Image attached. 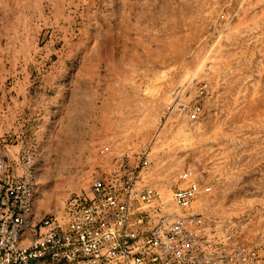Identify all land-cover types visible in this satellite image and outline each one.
<instances>
[{
  "label": "rangeland",
  "instance_id": "1",
  "mask_svg": "<svg viewBox=\"0 0 264 264\" xmlns=\"http://www.w3.org/2000/svg\"><path fill=\"white\" fill-rule=\"evenodd\" d=\"M201 80L190 121L171 91ZM0 143L38 158V216L120 155L166 188L192 168L264 260V0H0Z\"/></svg>",
  "mask_w": 264,
  "mask_h": 264
},
{
  "label": "built area",
  "instance_id": "2",
  "mask_svg": "<svg viewBox=\"0 0 264 264\" xmlns=\"http://www.w3.org/2000/svg\"><path fill=\"white\" fill-rule=\"evenodd\" d=\"M196 85L187 102L188 86L171 91V108L190 121L211 93L208 81ZM150 153L117 156L88 192L38 216V158L27 145L11 152L0 143V264H264L256 244L205 214L211 182L185 168L160 186Z\"/></svg>",
  "mask_w": 264,
  "mask_h": 264
}]
</instances>
